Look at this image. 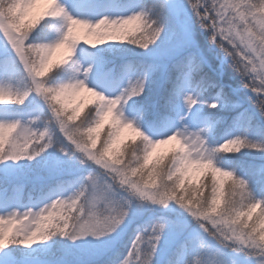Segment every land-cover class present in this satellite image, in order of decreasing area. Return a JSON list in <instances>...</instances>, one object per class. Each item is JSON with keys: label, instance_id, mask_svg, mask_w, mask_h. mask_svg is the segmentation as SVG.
I'll use <instances>...</instances> for the list:
<instances>
[{"label": "snow or ice", "instance_id": "6c2138e0", "mask_svg": "<svg viewBox=\"0 0 264 264\" xmlns=\"http://www.w3.org/2000/svg\"><path fill=\"white\" fill-rule=\"evenodd\" d=\"M186 7L191 9L190 16L184 13ZM169 16L173 27L159 52L164 63L149 69L163 67L168 72L170 62L171 71L176 73L173 79L169 72L172 87L165 107L175 111L181 97L189 112L197 104H207L209 109L239 107L242 101L233 99L239 90L233 89L231 94L224 91L227 64L239 74L243 86L250 90L248 98L264 116V0H176L165 19ZM46 17L63 18V33L52 43H33L31 34ZM166 30L163 19H152L146 12L116 19L105 16L92 22L70 15L59 0H0V33L32 80V87L23 92L0 88V103L22 104L33 92L43 97L51 106L59 129L74 146V150L61 147L60 151L70 156L82 152L84 157L79 158L82 164L92 161L111 178V182H101L97 174L89 173L71 194L61 193L38 211L28 209L22 215H0V264H113L107 244L94 246L86 257L71 248H49L45 259L26 255L13 245L30 248L56 233L73 241L89 234L107 236L114 244L118 237L113 234L126 221L132 204L131 198L120 195L119 188L130 192L132 197L160 205L174 201L221 243L235 246L248 258L255 257L254 264H264V199L252 195L248 180L233 170L218 167L213 159L216 152H240L245 147L264 150V144L237 136L215 148L209 147L206 133L216 122L210 112L196 113L194 119L205 122V127L196 131L185 124L163 138H149L122 112V105L145 93L147 75L131 81L118 95L106 96L87 83L91 65L76 67L74 56L81 42L95 46L106 41L131 40L148 49L161 40ZM201 30L209 34L208 46L198 39ZM213 59L219 60V67H214ZM65 65L83 71L84 78L52 83L50 78ZM193 85L201 92L215 88L221 92L216 98L207 99L186 91ZM88 104L92 106L81 118V111ZM106 124L108 130L101 140L100 130ZM125 130L133 133L128 140L123 138ZM53 143L48 127L38 130L30 125L21 126L18 120L0 122V161L35 158ZM166 145L171 147L161 150ZM169 152L172 155L165 163ZM209 172V181L201 179ZM52 174L63 177L70 175L71 169L58 162ZM228 181L231 183L226 194ZM29 221L37 226L28 227ZM170 224L169 248L177 253L186 250L193 237L189 224L180 217L171 221L162 219L150 229L138 232L118 264H132L134 260L152 264ZM145 242L149 246L146 253L141 249ZM229 264H253V261Z\"/></svg>", "mask_w": 264, "mask_h": 264}, {"label": "rangeland", "instance_id": "374dc122", "mask_svg": "<svg viewBox=\"0 0 264 264\" xmlns=\"http://www.w3.org/2000/svg\"><path fill=\"white\" fill-rule=\"evenodd\" d=\"M59 2L70 15L92 22H96L105 16L116 19L136 12H146L152 19H163L166 21L167 30L161 40L145 49L149 60L146 65L128 62L121 73H114L113 70L103 73L100 57L96 53L88 51L87 47L89 44L86 42H81L77 45L74 56V60L77 62L76 67L87 68L89 65L92 66V71L87 74V83L106 96H116L124 88L128 87L131 81L140 79L145 75L148 76L149 83L145 93L141 96L133 97L127 104L122 105V112L125 118L132 120L149 138H163L176 128H183L185 124L188 125L191 131H196L201 127H205L203 120L194 119L196 113L210 112L214 114L216 122L213 123L206 133L209 147L215 148L226 139L237 136L244 137L251 143L264 144V137L250 132L243 121L235 119L231 125H224L226 116L239 107L209 109L207 104H197L189 112L183 97H181L176 110L169 111L165 107V100L172 85L166 88L165 99L161 102L158 94L162 91L168 72L163 67L155 71H149V69L152 65H162L164 63L159 52L165 46L173 27L170 16L167 19L165 17L171 12L176 0H59ZM184 13L186 16H190V7H186ZM64 27L65 21L63 18L46 17L33 30L31 41L33 43H52L62 35ZM114 42L106 41L99 45L103 47L110 44L109 46H111ZM201 43L204 46H208L210 40L208 38L205 39V43ZM215 61L218 63L217 67H219V60ZM226 72L225 69L224 77ZM84 75L83 71H75L71 65H65L57 69L55 75L50 79L52 83H63L77 78L83 79ZM31 87V77L24 69L11 44L0 33V88L23 92ZM243 89L248 95H251L249 89L245 87ZM238 90L241 89L238 88ZM186 91L207 99L216 98L221 92L219 90L212 95H208L206 91L201 92L195 85L187 88ZM146 101L153 108L147 107ZM84 109L85 107L82 109L81 115ZM182 116L184 117L183 120H181ZM17 120L21 122V126L30 125L32 129L43 130L48 127L54 143L51 148L35 158L22 157L20 160L9 158L0 161V175L4 178V182L9 184L10 189L9 193L7 191L0 192V215L8 216L13 213L22 215L28 209L38 211L61 193L64 195L71 194L89 173L97 174L101 182L104 180L111 182V178L107 176L106 171L102 167L92 161L84 164L80 162L79 158L84 157L82 152L76 151L75 156H70L60 151L61 147L74 150V146L69 143L59 129L51 106L43 97L33 92L22 104L17 102L0 103V122L8 123ZM107 130H105V133ZM132 135L133 133L130 130H125L123 138L128 140L129 136ZM136 139L138 141L139 137ZM164 147H171V145L162 146V148ZM243 150L248 155L258 156L264 160V150L250 147H245ZM167 159L170 158L165 157V162ZM213 159L218 167L227 169L221 165V162L217 161L216 153H214ZM58 162H62L65 167L70 168L71 174L63 177L54 176L52 172L58 166ZM207 175L211 177L210 172ZM58 180H62L63 183H58ZM30 187L34 188L35 191H29ZM249 188L256 199H264V194L256 186L252 187L249 183ZM118 191L121 196L131 198L132 204L126 221L117 229V233L113 234L118 237L114 244L109 241L107 236L95 237L89 234L73 241L69 237L56 233L49 240L37 242L30 248L18 245L13 246L20 247L26 255L45 259L49 248L53 250L71 248L77 254H83L86 257L94 246L107 244L110 248L109 256L113 264H118V261L127 255L131 243L138 232L145 228L150 229L154 223L162 219L171 221L180 217L189 224V231L193 234L192 239L188 242L187 249L182 253H177L174 249L169 248L167 240L168 233L172 231V225L170 224L168 232L152 258V264H177V261L180 264H184L185 261L188 264H229L230 261L246 259H251L254 264L255 257L248 258L246 253L237 250L235 246L228 247L226 244L221 243L216 237L200 228L197 221L174 201H170L165 206L152 201L141 200L138 197H132L131 193L124 188H119ZM257 212H259V208ZM141 249L144 253L149 250L147 242L141 245ZM132 264H141V262L134 260Z\"/></svg>", "mask_w": 264, "mask_h": 264}, {"label": "trees", "instance_id": "16d2710c", "mask_svg": "<svg viewBox=\"0 0 264 264\" xmlns=\"http://www.w3.org/2000/svg\"><path fill=\"white\" fill-rule=\"evenodd\" d=\"M164 22L166 23L165 20ZM200 38V41L205 43V39L209 38V34L206 31L201 30L198 32V39ZM109 45L110 44L103 47H101L100 45H88L87 47L89 49V52L96 53L100 57L101 70H103V73L110 70H113L114 73H121L123 68L126 66V63L128 62L142 65L148 64L149 60L147 54L145 53L146 50L140 46L133 44L131 40L115 41L111 46ZM217 64L218 63L215 61V59H213L214 67H217ZM225 69L227 72L225 77L223 78V83L226 86L224 91L231 94L233 89H241L238 91V93L233 95V99H239L240 101H242V103L240 104L239 108L233 110L229 115L226 116L224 125L229 126L235 119H238L239 121H243L244 123H246L250 132L257 136L264 137V116L259 113L257 107L248 98L249 95L243 89L244 86L239 74H237L230 65L226 64ZM169 72H171V76L173 79L176 75L174 71H171L170 65L166 81L163 84L162 91L158 94L161 102L165 99L166 88L172 85L171 81L168 78ZM219 90V88L208 89L206 92L208 93V95H212L215 91ZM146 103L147 107L153 108L150 103H148L147 101ZM91 106V104H88L87 107H85L81 118H83V116L87 113L88 107ZM241 113H244V115H241ZM106 129H108V124H106L105 127L100 130L101 140L104 139V133ZM167 148L170 147H164L161 150ZM171 155L172 153L169 152L167 157L170 158ZM216 157L217 161L221 162V165L225 166L227 169L233 170L237 174V176L243 177L244 179L248 180L252 187L256 186L258 190L264 194V160L260 159L258 156L253 157L251 155H248V153L243 149L240 152L234 153L216 152ZM167 160L165 163H167ZM210 178V176L205 175L201 179L207 182L210 180ZM230 183L231 181H228L225 184L226 194ZM9 190V184L4 182V178L0 175V192L7 191V193H9ZM29 191L34 192L35 189L30 187Z\"/></svg>", "mask_w": 264, "mask_h": 264}, {"label": "clouds", "instance_id": "9594fccd", "mask_svg": "<svg viewBox=\"0 0 264 264\" xmlns=\"http://www.w3.org/2000/svg\"><path fill=\"white\" fill-rule=\"evenodd\" d=\"M28 227L35 228L37 225L32 223L31 221L26 222Z\"/></svg>", "mask_w": 264, "mask_h": 264}]
</instances>
